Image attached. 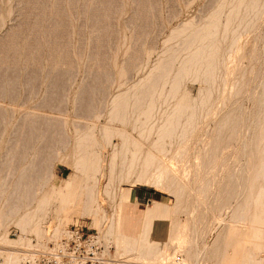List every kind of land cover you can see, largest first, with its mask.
I'll return each instance as SVG.
<instances>
[{"label": "bare ground", "instance_id": "bare-ground-1", "mask_svg": "<svg viewBox=\"0 0 264 264\" xmlns=\"http://www.w3.org/2000/svg\"><path fill=\"white\" fill-rule=\"evenodd\" d=\"M4 1L1 4L3 12L0 17V28L7 25L16 9V6L13 9V3L7 7ZM59 1L65 2L66 5L71 2V0ZM82 1L84 0L78 2ZM89 1L91 7L96 9L95 5L100 4L102 0ZM119 1L124 8L129 0ZM130 2L139 6L140 2L142 3L139 0H130ZM178 4L179 11L175 13L177 17L183 13L185 6H189L181 2ZM21 5L19 3V6ZM52 5L54 4L51 0L50 6ZM45 6L47 7V4ZM46 7L42 11L39 10L42 13L38 12L36 19L44 24L52 18L53 23L50 21V24L54 28L60 23V13L54 11L53 7L49 9ZM61 13L70 19L67 7ZM99 13L100 10L96 14ZM104 14L103 12L101 15L102 20L100 18L96 20L99 25L95 23L94 31L89 32V34H97L91 38L101 37L104 25L102 22L107 19V13ZM41 17L43 18L40 19ZM263 22L264 0H213L200 16L183 21L174 28L163 26L164 32L169 29L170 34L163 35L161 50H158L159 47L154 50L141 47L145 61L137 71V79L130 81L133 70L131 71L130 67V72L127 65L130 66L132 62L130 57L133 56L131 55L133 46L130 41L134 36H130L132 38L128 43L127 34H137L140 29L138 21L131 20L124 30L120 28L119 33L117 32L122 34V45L126 47L123 61L121 63V60L116 58L122 52L120 46L119 48L116 46L118 49H112L115 53L110 57L113 60L111 72L107 73L110 70L106 69L105 73L113 81L109 84L115 85L117 91L107 93L109 96L104 100L105 104L101 105V110H97L98 103H94L97 104V108H94L97 111L94 116L92 115L93 119L87 122L75 123L67 117L58 120L57 117L45 115L42 109L23 111L15 107L6 108L0 103V127H2L0 145L10 143L9 137L15 133L11 134V132L17 127L21 129L18 128L21 131L20 137L16 138V143L14 139L11 143L14 142L16 146L23 145L21 151L19 149L2 151L0 148V264H42L46 256H40L38 253L48 255L62 247L63 240L70 235L66 226L78 222L76 219L81 218H89L92 227L98 229L99 236L96 239L106 256H109L110 247L115 246L117 257L132 259L135 264H157L172 258L174 251L177 250L174 232L167 228L162 232L161 238L154 239L146 215L139 216L132 195L128 190L120 187L121 184L138 183L148 184L175 195L176 204L173 213H183L188 218L189 232L187 231L185 243L180 248L179 262L177 256L174 257L175 263L202 264L208 259H215L217 264H264V69H260L256 77L253 76L254 73L251 74L253 64H261V66L264 64ZM21 24L23 23L13 24L6 32L9 35L6 36L9 38L12 36L10 34L20 36ZM35 24V30L39 29L41 24ZM43 24L39 31L45 37L50 30L46 31ZM144 24L147 27L146 22ZM144 26L140 27L144 29ZM87 27L88 24L86 30ZM72 29L74 33L77 31L75 27ZM23 39L22 37L21 40ZM41 43L39 42V45ZM24 46L25 43L21 46L17 44L14 46V51L21 53L20 48ZM14 51L13 54H16ZM4 52L6 53L5 47ZM72 53L73 56L78 57V64H81L82 58L88 55L85 51L81 53L76 49ZM153 55L156 56L154 62H152ZM135 56L137 57L136 54ZM129 59L131 62L127 64ZM24 62L27 63L25 60ZM57 71L56 73L59 74ZM75 71L77 73V70ZM97 72L99 74V71ZM92 74L95 75V72ZM46 75L48 77V74ZM250 82L254 85V89L250 94L246 93L245 97L249 95L248 101L249 99L252 101L253 114L244 109L241 101L238 102L244 96ZM189 83L199 85L196 94L187 89ZM2 85L4 86L0 87V92L3 94L13 88L8 84L2 83ZM86 87L87 90L88 86ZM95 88L98 89L97 86ZM105 88L103 89L109 87ZM68 90L70 93L74 91V94L70 95V102L78 107L85 95L84 86H72ZM45 93L40 96L36 93V99L46 100ZM34 98L35 96H30L29 99L33 101ZM45 102L48 104L47 101ZM59 103L61 104V101ZM80 105L79 108L83 107ZM89 110L92 113V108ZM70 127L72 132H69ZM19 130H16V134ZM50 130L57 133L54 138H57L56 146L60 149L58 150L60 153H56L51 145L53 148L48 151L47 158H40L44 162L40 160L39 163L36 159V155L40 153L37 146L41 137L47 132L50 137L52 132ZM16 134L15 136L19 135ZM45 140L40 146L46 144ZM47 143L50 144L49 140ZM50 151H53V154L50 155ZM67 151H70V154H67ZM56 156L72 158L73 166L80 174L79 180L74 182L65 195H61L58 188L56 191L50 189L51 162ZM101 181L105 183L102 184ZM104 200L112 210L111 215H108L104 207ZM224 212L228 214V220L222 219L221 215ZM241 221H251L253 224L243 236L237 234L234 227V224ZM199 224H202V228ZM10 227L15 228L12 231L15 233V238L11 237ZM211 233L216 234L212 244L206 242V236ZM50 244L53 246L50 247ZM115 262L112 261L111 264H130V262Z\"/></svg>", "mask_w": 264, "mask_h": 264}, {"label": "rangeland", "instance_id": "rangeland-1", "mask_svg": "<svg viewBox=\"0 0 264 264\" xmlns=\"http://www.w3.org/2000/svg\"><path fill=\"white\" fill-rule=\"evenodd\" d=\"M3 1L0 0V12H1L0 13V17H1V14L3 12L1 10L2 9V5L1 4H2ZM78 1L79 0H76V2H75V0H71V2L69 1V3L71 5L69 3L66 5L65 2H61L63 4L62 5L59 0H52V2L54 4L52 6H50L51 5V0H47L46 2H45V0H40V1L39 0H30V1L29 0H5L4 1L5 4L7 5V7H9V5H11L12 3H13V9L16 6V9H14L15 11L13 13V16L7 22V25H6L7 27L5 26V27L0 28V40H1V44H0V48H1L0 49V52H1L0 53V63H1L0 64V68H2L0 70V87L4 86V85H2V83L5 84V85L8 84L9 86L11 85L13 87L12 90L9 89V91L4 92V94H3V92H0V103L4 104V106L6 108L15 107L16 109L23 110V111L27 110V109L37 110V108H38L39 110L42 109L41 111L44 112V114L47 115V116H51V117H54V118L57 117L58 120L61 119V118H66L67 117L69 120L71 119L70 120L71 122L75 121V123L87 122V121H89V119L90 120L93 119V116L95 115L94 113L97 110H101V108H102L101 105L105 104L104 100H107V98H108L107 96H109L108 94L111 93V92H116L117 91V88H116L115 85L109 84V82L113 83V81H112L111 78H109L108 74H105V73L108 71V69L110 71H108L107 73L111 72L110 68H111V63L113 62V60H111L110 57L113 56L112 53H115L113 50L118 49L119 46H120L119 49H122V52H121V55H118L120 57L117 56L116 58H118L119 61L121 60L120 61L121 63L123 61V52L126 49V47L122 45L123 44L122 41H121L122 40V34L121 35L118 34L119 33L118 30H121L120 28H122L124 30V27L129 22H131V20H134V19L137 20L138 23H139L138 25H139L140 29L137 32L138 36H137V34H133V35L132 34H127V36H128L127 37V40H128L127 42L128 43H129L130 39L132 38V37L130 38V36H134L131 39V41H130L132 43V46H133V49H131V55H133V56L130 57L132 60L129 59V61H127V64L130 63L131 61L133 62L134 58L136 59V61H134L135 63H138L139 61L144 59L143 61L138 63L139 67H138V64H135L134 62L133 63L131 62L130 66H128L129 64L127 65V69L129 71H130V67H131V71L133 70L132 72L130 71L132 74L128 71L129 74H131L130 78L133 76L132 79H130V81L131 80L134 81V80L137 79L136 77H138L137 76L138 69L143 65L142 62L144 63V61H145V56L143 58L144 52H143V50H141V47H142V49H144L146 47L147 49L150 48L152 50L157 49L159 47L158 50H161L164 36H168L170 34V30L169 29H166V31L164 32V27L163 26H167V28H174V27L178 26L183 21L198 17V16H200L203 13V11L206 10L207 7L210 6V3L213 2V0H152V1L151 0H139V1H142V3L140 2V6H139V4L132 3L129 0L128 3H126L125 7L122 8V5H120L121 3H120L119 0H110L111 2L109 0H105V1L102 0L99 3L100 4L102 3L103 6L102 5L100 6V4L95 5L97 7L100 6V7H98V9H97V7L95 9V7H93V8L91 7L92 5L89 4V2H90L89 0H84L82 2H78ZM27 2H28V4H27ZM104 2H106L107 5ZM129 2H130V5H129ZM152 2H153V5H151ZM179 2H181L182 4L186 3V5H189V6H185V8L183 10V13L180 14L179 17H177L175 15V13L176 12L178 13V11H179V9H177L178 5H179L178 4ZM19 3L22 4V5L19 6ZM23 3H24V5H23ZM45 3L47 4V7L45 6L46 5ZM144 3L148 4V5H145ZM72 4H73V6H72ZM108 5L110 6V8H109ZM48 6L53 7L54 11L56 10V11H58L60 13V19H59L60 23H57L58 25L56 24V26L54 28H53V25L50 24V21L53 23V19L52 18L49 19L50 21H45L44 24L41 23V21L38 22L39 19H38V21L36 19L37 18V16H36L37 13L42 11V10H44L45 7L49 9L50 7H48ZM56 6L58 8H55ZM106 6H108V7H106ZM143 6L146 7V8H144ZM152 6H155V7L152 8ZM62 7H63V9H62ZM66 7L68 9V13L70 14V17H69L70 19H68L67 17H65L61 13ZM82 7L84 9H82ZM133 7H134V9H133ZM5 8L6 7H4V9ZM139 8H140V10H139ZM59 9H60L61 12L59 11ZM99 10H100V13L96 14V13H98ZM115 10H117V11L120 10L121 12L120 11L117 12ZM160 10H161V12H160ZM102 11L105 13L104 15H106V13H107V15H106L107 19H105L106 21L104 20V22H106V23L102 22L104 25L105 24L107 25V26L105 25V27H104V25L102 26L103 33H105V34L102 33V34H100L101 37L94 38L97 34H89V32L91 33L92 31H94L93 29H95L96 20H98L99 18H100V20H102L101 19V17H102L101 15L103 14ZM141 11H143V12H141ZM22 12H24L25 14L24 13L22 14ZM148 12H149V14H148ZM154 12H155V14H154ZM40 13H42V12H40ZM117 13H119V14H117ZM134 13H135V15H134ZM145 13H147V14H145ZM85 15H86V17H85ZM91 15H92L93 18H91ZM117 15H118V17H117ZM130 15L131 16L133 15V16L131 17ZM143 15H145V16H143ZM146 15H147V18H146ZM18 16H19L20 20H17V19H19ZM24 16H25V18H23ZM138 16H140V18ZM160 16H161V18H160ZM114 17H115V19H114ZM42 18L43 17H41L40 19H42ZM15 19L17 21H14ZM93 19L95 21H93ZM156 19H157V21H156ZM0 20H1V18H0ZM160 20H161L162 23H160ZM35 21H37V22H35ZM140 21L142 22V24H141ZM18 22H22L23 24L25 23V25L21 24L22 28H20L21 29L20 36H19V34H10V35H12V36H10V38H9V36H6V34H7L6 32L9 30V28L13 24H17ZM119 22H120L121 25L119 24ZM145 22L147 24L148 29H147V27H145L146 26L144 24ZM152 22H153V24H152ZM35 23L41 24V25L43 24V27L46 28V31L50 30V31H48L49 34H45L46 38L44 37V34H42V32L39 31V30H41L40 27L42 28L41 25L39 26V29L38 28L36 29L38 32L35 30V28H36L35 27V25H36ZM46 23H48L47 24L48 27H46L47 26ZM61 24H62V26H61ZM76 24H77V26H76ZM87 24L89 25V27H87L88 30H86V25ZM96 24H98V23H96ZM111 24H113V25H111ZM140 24L142 26L145 25L144 29L142 27H140L141 26ZM69 25H70V27H69ZM101 25L102 24L100 23V27H101ZM27 26H29V27H27ZM113 26H114L115 29H113ZM119 26H121V27H119ZM171 26H173V27H171ZM262 26H264V22L262 23ZM50 27H51V29H50ZM72 27L77 28V31L75 33L73 32ZM78 27H79V29H78ZM149 27H152V28L149 29ZM27 28H29V29H27ZM69 28H71V29H69ZM106 29H107V31H106ZM22 30H24V31H22ZM61 30H62V32H61ZM148 30L151 31V32H149ZM113 32H115V33H113ZM164 34H166V35H164ZM7 35H9V34H7ZM56 35H58V36H56ZM14 36H16V37H14ZM31 36H32V38H31ZM47 36H48V38H47ZM53 36L57 40H55L53 38ZM91 36H94V37L91 38ZM22 37L24 38L23 40H21ZM56 37H58V38H56ZM29 38H30V40H29ZM94 39H96L97 41L94 40ZM13 41H16V42L14 43ZM28 41H29V43H28ZM100 41H101V43H100ZM114 41L117 42L116 43L117 45L114 44L115 43ZM21 42L23 44L25 43V46L20 48V52L21 53H16L14 51V46H17V44H19V46L23 45V44H21ZM36 42H37V44H35ZM39 42L40 43L42 42V43L39 45ZM97 42H99V43H97ZM46 43H47V45H46ZM59 43H60V45H59ZM93 43H94V46H93ZM134 43H135V45H134ZM84 45L85 46L87 45L86 48H85ZM111 45H113V47H111ZM2 46H3V48H2ZM78 46H79V48H78ZM114 46H115V48H114ZM4 47H5L6 53L4 52ZM9 47H10V49H9ZM28 47H29V49H28ZM71 47H72V49H71ZM83 47H84L85 50L83 49ZM92 47H94V48H92ZM35 48H36L37 52H36ZM65 49H67V50H65ZM74 49L78 50L81 53H84V51H85L88 54V55H86V56H84L82 58L83 61H82L81 64L77 63L78 57H75V56L72 55L73 54L72 52H73ZM82 50H83V52H82ZM109 50H110V53H109ZM13 51L16 54H13ZM30 51H32V52H30ZM91 52H93V54L95 56H97V55H99V56H97V58H96ZM94 52L95 53L97 52L96 53L97 55ZM63 53H65V54H63ZM34 54H36V55H34ZM49 54H50V56H49ZM135 54L137 55V57L135 56ZM24 55H25L26 58L24 57ZM139 55H140L139 58H142L141 60L138 58ZM90 56H91L92 60H91ZM154 56L155 55L152 56V62H154V60L156 59V56L155 57ZM64 57H65V59H64ZM94 58H96L97 60L96 59L94 60ZM137 58H138V60H137ZM61 59L63 60L62 62L59 61ZM88 59H90V60H88ZM1 60H2V62H1ZM24 60L27 63H25ZM72 60L73 61L75 60L76 63H75V61L73 62ZM84 60L86 61V63H85ZM64 64H66V65H64ZM133 64H135V65L133 66ZM97 65L100 68L97 67ZM84 67H85V69H84ZM107 67H109V68H107ZM136 67H138V68H136ZM24 68H26V69H24ZM73 68H76V69H73ZM79 68H80V73H78V69ZM97 68L99 70H97ZM72 69H73V71L77 70V73H76V71L73 72ZM106 69H107V71H106ZM260 69L261 70L264 69V64L262 66H261V64H253L251 74L254 73V75L253 74L252 75L254 77H256L259 74ZM57 70H59V71H57ZM61 70H62V73H60ZM56 71L59 74H57ZM97 71H99V74L103 73V75L97 74L98 73ZM49 72H51V73H49ZM63 72H65L64 75H63ZM94 72H95V75L92 74ZM74 73H75V75H74ZM86 73L87 74L89 73L88 76L85 75ZM46 74H48V77H47ZM58 75H60V76H58ZM56 76H57V78H56ZM46 77H47V80H46ZM23 79H25V80H23ZM250 83L245 89L244 96L241 99H239L238 102L241 101V104L244 107V109L248 110L249 112H251L253 114L254 113V110H253L254 106L252 104V101L250 99L248 101L249 95H247V97H245L246 93L250 94L251 91H253V89H254V85H252V83L251 84ZM20 84H22L21 88H20ZM11 86H10V88H11ZM23 86H24V88H23ZM53 86H56V87L58 86V88H53ZM72 86L73 87L84 86L85 90L87 88L86 86H88V89L85 91V95H83V97H82V99H84V100L81 99L80 103L78 104V107L74 106L72 104V101L70 102V95L72 96L74 94V91H72L70 93V90L67 91V89H69V88L71 89ZM95 86H97L98 89L100 88L101 90L103 88H105V87L106 88L109 87V88L108 89L105 88L107 91L104 90V89L102 91L101 90L98 91V89L95 88ZM46 87L47 88L49 87V88L46 89ZM91 87L93 88V90H92ZM50 89L52 90V92L48 93L49 91H51ZM55 89H56V91H55ZM113 89H114V91H113ZM187 89L189 91H191L192 93L196 94L198 92L199 85L196 84V83H194V84L193 83H189V84H187ZM29 90H31V91H29ZM58 90H60V91H58ZM44 91H46V93ZM95 91L96 92L98 91V93H94ZM36 93H38L37 96H40L42 94L44 95V93H45L47 95L46 100L43 99V98H38L39 100L36 99ZM52 93H54V94H52ZM65 93H66V95L64 96ZM48 94L49 95L51 94V95L48 96ZM30 96L31 97L35 96L33 101L31 99H29ZM66 96H67V98H66ZM84 96H86V97H84ZM57 97H58V99H57ZM64 97H65L66 100L64 99ZM51 98H52V100H51ZM47 99H49V100H47ZM60 99H62V100H60ZM90 100H92V101H90ZM45 101H47L48 104ZM59 101H61V104L60 103L58 104ZM82 102H84L85 105L83 103L82 104L83 107L79 108V105ZM94 103H98V108L96 107L97 104L95 105ZM65 104L67 106H65ZM86 104H87V106H86ZM92 104H94L95 106L92 105ZM82 105H80V106H82ZM89 105H90V108H89ZM39 106H40V108H39ZM87 108H89V109L92 108V110H93V111L91 110L92 113H90V110L87 109ZM94 108L95 109L97 108V110L95 111ZM75 109H76V111H75ZM87 111L89 113H87ZM91 116H92V118H91ZM40 125L43 126L42 123H40ZM18 128L19 127H17V129L15 128L13 130V132H11V134L14 133V132L15 133L13 135H10V137H9L10 143H8L7 145H0V148L2 149V151L3 150L6 151L8 149L9 150H11V149L12 150H14V149H16V150L19 149L20 150L21 148L23 149V147H22L23 145H21V146H19V144H18V146H16L17 144L14 145V142L16 143V138L18 139L20 137V133H21V131H20L21 129L19 128L20 129L19 130ZM1 129H2V127H0V130ZM16 130H19V132L17 131L19 133V135H18V133L16 134ZM50 131H52L50 133V137H48L49 132H47L44 137H41V140H40V142H39V144L37 146L38 149L40 150L39 151L40 153L39 152L38 153L41 155V157L38 154V155H36L37 158L36 157H34V158H36L38 162L41 159H46L47 155L49 154L48 151L51 150V148H53V147H54L53 149H54V151L56 153H60L59 152L60 149L56 146L57 145V138L56 139L54 138V135L57 136V133L55 131H53V130H50ZM69 132H72V127H70ZM15 134L18 135V136H15ZM47 138H48L49 143H50L49 145L47 143L48 142ZM13 139L15 141L11 143V141H13ZM44 139L47 140V142L45 140L46 144H43L42 146H40L41 143H44ZM51 141H52L53 144H51ZM44 150H45V152H41V151H44ZM52 152L50 151V155L53 154ZM67 154H70V151H67ZM38 157H39V159H38ZM55 158H56V160H55ZM55 158L52 161L54 163L51 162V164H52L51 165V169L52 170L51 169L50 170H51V175L52 176H50V178H49L50 181H51L50 182V189L52 191H54V190L56 191V188H58V189H60V194L61 195H65V194L68 193L69 189L74 185V182L79 180L80 174L76 171L75 167L73 166L72 158H68V157L65 158V157H60V156L59 157L56 156ZM36 159H34V161H36ZM41 161L44 162V160H41ZM101 183L104 184L105 181H101ZM120 187L124 188L125 190H128L130 192V194L132 195L133 202L134 203L137 202L135 204H136L137 210L139 212L138 213L139 216H141V214H145L146 218H147V221L150 223L151 228H152L153 223L155 221H160L162 223L168 224L167 228L172 230V232H174V237H175L174 243H176V247H177V250L174 251V256L172 258H168L166 260H163V261H161V262H159L157 264H177V263L174 262V257L177 256V261L179 262V257H180V254H181L180 253V248L185 243L187 231L189 232V228H188L189 225H188V218H187V216L185 214H183V213H181V214L173 213V209H174V206L176 204L175 195H173L172 193H170V192H168L166 190L152 187V186H150L148 184H139V183L138 184H121ZM136 192H147V193L150 194V197H148L145 201H140V200L135 201L134 200V195L136 194ZM150 203L152 205L148 206ZM104 207L107 210L108 215H111L112 210H111L110 207H108L106 200H104ZM221 216H222V219H224V220L225 219L226 220L229 219V216H228V214L226 212H224ZM76 221H78V222L68 224L66 226V229L68 231H70L72 228H77V229L84 228V231L89 230L90 233H95L96 237L99 236L98 229L92 227L91 220L89 218L76 219ZM251 224H252L251 221H241L238 224H234V227H236V230H237L236 233L237 234H241L242 236L245 235V233H247L249 228H251L253 226V224L252 225ZM215 225H217V223ZM199 227L202 228V224H199ZM14 229H15L14 227H10L11 237L12 238H15V233L12 232ZM206 238H207L206 242L212 244L214 242L215 238H216V234H212L211 233V234L207 235ZM52 246L53 245L50 244V247H52ZM110 248L111 249H109V256L108 257L113 262H115V261H116L115 263L130 262V264H135L134 260H132V259L117 257L115 246H111ZM38 255L47 256V254H45V253H43V254L38 253ZM202 264H217V263H216L215 259H208V260L204 261Z\"/></svg>", "mask_w": 264, "mask_h": 264}, {"label": "built area", "instance_id": "built-area-1", "mask_svg": "<svg viewBox=\"0 0 264 264\" xmlns=\"http://www.w3.org/2000/svg\"><path fill=\"white\" fill-rule=\"evenodd\" d=\"M97 242L95 233L72 228L62 247L48 254L42 264H111Z\"/></svg>", "mask_w": 264, "mask_h": 264}, {"label": "crops", "instance_id": "crops-1", "mask_svg": "<svg viewBox=\"0 0 264 264\" xmlns=\"http://www.w3.org/2000/svg\"><path fill=\"white\" fill-rule=\"evenodd\" d=\"M148 197H150V194L147 192H136L134 195L135 201H145ZM152 202V201H151ZM137 203V202H136ZM150 203L148 206H151ZM168 224L162 223L160 221H155L152 226V236L154 239H159L163 236L162 232L166 231Z\"/></svg>", "mask_w": 264, "mask_h": 264}]
</instances>
